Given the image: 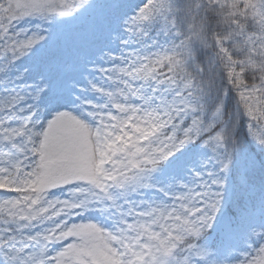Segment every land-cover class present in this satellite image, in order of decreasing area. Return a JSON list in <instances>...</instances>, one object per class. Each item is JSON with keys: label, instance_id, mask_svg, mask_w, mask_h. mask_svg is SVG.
I'll return each instance as SVG.
<instances>
[{"label": "rangeland", "instance_id": "1", "mask_svg": "<svg viewBox=\"0 0 264 264\" xmlns=\"http://www.w3.org/2000/svg\"><path fill=\"white\" fill-rule=\"evenodd\" d=\"M0 1L2 10L8 6L20 18L7 26L0 23V46L25 39L11 67L5 68L0 56V102L13 98L0 112V182L37 186L38 192L23 203L11 188L2 193L0 239L10 233L8 227L18 229L2 249V264H155L158 258L149 255L148 245L159 247L158 236L167 235V229H215L223 245L219 255L198 256L192 249L181 259L159 250L162 264H264V190L247 201L256 209L241 217L243 228L232 227L208 204L211 188L219 190L214 197L226 205L230 186L204 146L185 150L168 138L150 148L166 123L168 105L189 114L193 99L174 82L160 80L154 91L145 92L135 79L130 56L155 50L143 47L133 34L131 12H125L121 0H106L111 5L105 8L86 0L89 6L80 15L70 12L68 0ZM44 11L57 24L35 26ZM59 23L68 28L57 32ZM41 30H54L46 54L36 52L48 41ZM221 116L218 111L215 118ZM257 119L264 123V115ZM246 124L254 131L252 121ZM127 139L142 145L137 156L154 154L167 163L158 175L146 172L134 190L129 177L118 187L117 164L112 170L107 165L127 158ZM19 154L27 160L14 180L5 167ZM101 168H107L103 179ZM246 185L242 178L240 187ZM105 189L114 194L118 208ZM166 242L173 238L167 236Z\"/></svg>", "mask_w": 264, "mask_h": 264}, {"label": "trees", "instance_id": "2", "mask_svg": "<svg viewBox=\"0 0 264 264\" xmlns=\"http://www.w3.org/2000/svg\"><path fill=\"white\" fill-rule=\"evenodd\" d=\"M185 1L190 3V0H147L142 13L154 39L160 44L166 39L170 42L162 46L164 51L160 55L149 60L151 78L156 79L162 73L174 78L179 87L190 83L194 96L193 114L185 118L173 112L172 128L166 127L158 138L174 135L189 146L209 141L214 156L227 164L229 183L236 190L237 176L246 168L238 161L243 160L246 152H253L259 165L253 172L263 179L264 156L254 149L253 135L244 121L236 126L233 120L230 128L223 129L225 121L216 125L213 114L225 106L224 120L230 119L239 107L244 120L252 121L258 129L263 125L257 118L264 111V19L252 0H208L206 32L218 38V47L201 44L192 39L193 22L186 15L189 4ZM214 61H221V65L212 71ZM227 152L231 155L229 161L225 159ZM128 160L140 162L135 153H129ZM238 204L246 207L243 200ZM227 209L228 213L234 212ZM202 243V249L213 246L203 240Z\"/></svg>", "mask_w": 264, "mask_h": 264}]
</instances>
